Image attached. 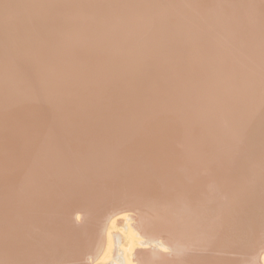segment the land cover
Instances as JSON below:
<instances>
[{
  "label": "bare ground",
  "instance_id": "1",
  "mask_svg": "<svg viewBox=\"0 0 264 264\" xmlns=\"http://www.w3.org/2000/svg\"><path fill=\"white\" fill-rule=\"evenodd\" d=\"M233 1L0 0V105L8 110L5 116L0 108V264H74L77 259L76 264H118L122 220L131 239L139 237L138 245L150 247L143 257L132 252L136 264H264V229L259 233L258 224L247 229L253 219L264 221V173L231 179L226 174L231 166L224 169L229 159L223 158L238 154L239 145L245 156L264 145V79L255 93L251 87L258 82L251 83L255 78L247 71L257 54L255 63L260 60L264 68V12L247 15L255 1L264 5V0H250V6L235 11L228 8ZM58 8L70 11L63 18L65 31L43 23V15ZM224 17H232L230 29L237 31L229 38ZM174 22L186 32L179 39L186 45L182 51L169 40L178 31L171 28ZM95 42L128 53L120 61L130 67L128 87L111 88L105 72L110 61L93 50ZM255 42L261 44L253 48L255 55L235 52ZM213 45L217 55L207 57L204 51ZM236 53L249 63H238L239 72L235 62L231 69L225 65L228 71L235 66L233 79L217 61L229 64ZM116 68L111 75H117ZM10 75L21 79L13 92ZM197 93L203 101L194 98ZM51 96L61 97L64 118L56 115L61 121L54 116L61 112L60 101ZM23 107L41 114L34 113V123L27 124L33 135L19 127L20 114L5 124ZM64 138L72 141L69 148L62 146ZM33 151L39 152L36 158L23 155ZM218 157L225 159L223 165ZM234 159L235 166L239 160ZM257 161L264 167V156ZM179 204L186 206L179 211ZM72 210L77 216L69 219ZM125 210L135 214L111 222ZM182 242L196 253L175 254Z\"/></svg>",
  "mask_w": 264,
  "mask_h": 264
},
{
  "label": "rangeland",
  "instance_id": "2",
  "mask_svg": "<svg viewBox=\"0 0 264 264\" xmlns=\"http://www.w3.org/2000/svg\"><path fill=\"white\" fill-rule=\"evenodd\" d=\"M76 1H80V0H76ZM234 2V6H232V7H228V8H233V10L235 11V10H238L237 8H240L241 7V9H242V7H245V5L247 4V3H249L250 2V0H234L233 1ZM216 6V5H215ZM249 6H250V3H249ZM205 9V8H204ZM222 10V9H221ZM250 10H251V13L250 12H247V15H257L258 14V12H260V11H262V12H264V5H261V4H259V2H257V1H255V7L253 8V9H251L250 8ZM130 12H135L136 11V9L135 10H129ZM204 12H202V13H204V16L206 15V11L205 10H203ZM128 12V11H127ZM67 13H70V11H61L60 12V8H58V9H56V11H52V13H51V15L49 14V15H43V18H44V24H46V23H49V26L50 27H52L53 26V30H55V29H64V31L65 30H67L69 27H68V25H66V23H63V18L66 16V14ZM198 14V13H197ZM89 15H91V13L89 14ZM129 16V15H128ZM199 16V17H198ZM202 14L200 15V14H198L197 15V17L198 18H201V20H202V18L204 17ZM207 16V15H206ZM177 21H179V20H177ZM221 21L222 22H225V26H226V31H227V34H225V36H228V38L230 37V34H234V33H236L237 31H235V29H230V25L234 22V20L232 19V17H224V19H221ZM57 22H59L60 24L59 25H56V27H54L55 26V24L57 23ZM62 22V23H61ZM177 23L178 22H174V25H171L172 27L171 28H173L174 30H178L177 29ZM176 24V25H175ZM230 24V25H229ZM253 24V23H252ZM94 25V23H92V22H90V26H93ZM130 24H128V26H129ZM232 27V26H231ZM52 29H51V31H48L49 33H51L52 32ZM47 34V33H46ZM186 34V32L185 31H181V30H178L177 32H174V33H172V35L170 36V38H169V40H171L172 42H174L175 41V46H176V44H179V45H177V47H181L180 48V50L182 51V49H184V48H182V47H185V46H183V44H180L179 42H182V41H180L179 39H181L182 40V38L184 37V35ZM73 37H71V40H70V42H71V44H74V41H75V44H77L78 45V39H77V37H74L73 39H72ZM208 38L209 39H211L212 37H210V36H208ZM78 40V41H77ZM65 41H67V40H65ZM72 41H73V43H72ZM76 41L78 42V43H76ZM178 41V43H176ZM69 42V43H70ZM89 43H92V42H89ZM226 43V42H225ZM74 44V45H75ZM86 44H88V43H84V47L86 46ZM97 44H98V42H95V44H94V46H93V50L94 51H96L97 53H98V55H104V56H107L108 57V59H109V61L110 62H108L107 64H108V67H107V70L105 71L106 72V80L107 81H110V84H111V88L113 89L118 83H120V84H122L123 83V86H126V87H128L127 85H128V81H127V79H128V76H127V73L128 72H130V67H129V64H125V65H123L120 61L122 60V59H126V55L128 54L127 52H125V55L123 54V55H121L120 54V51H123V49H120L119 48V46L118 45H116V46H112V47H110V48H108V47H106V48H104L103 46L100 48V47H98L97 46ZM77 45H75V46H77ZM89 45H91L92 46V44H88V46ZM217 45V44H216ZM221 45H223V47H225V45H224V43H222ZM260 43L259 42H255L254 44H251V45H248V46H245L246 48H248L247 50H245L246 48L243 46V49H241L242 48V46H240V49L239 50H235V52H238V51H240V54L242 55V53H244L245 55H247V56H245L246 58L248 57H251L250 55V53H252V56L253 55H255V50L254 49H258L259 47H260ZM79 46V45H78ZM217 46H219V47H222V46H220V44H218ZM87 47V46H86ZM214 47H215V45H213L212 46V48L210 47V48H207L206 49V51H204V53H205V55H207V57H210L212 54H213V51H214ZM216 48V47H215ZM254 48V49H253ZM237 49V48H236ZM179 50V51H180ZM242 50H245V52H250V53H245L244 51H242ZM203 51V50H202ZM180 53H183V52H179V54ZM198 55H197V57H199L200 58V56H201V53H197ZM257 54V53H256ZM66 55V54H65ZM98 55H97V57H98ZM214 55H217V54H215L214 53ZM214 55H212V56H214ZM236 55H237V58L235 59V58H232L231 60H229V64H227L228 63V61L226 60V59H223V58H218L219 60L217 61V63L218 62H220L221 64H223V65H221V64H218V66H223V69H225L226 67H225V65L227 66V67H229L230 66V64H232L231 65V67H233V65H234V63H232V62H235V65L239 68V66H238V63H239V65H240V67L244 64V63H249V59H245V57H244V59H245V61H248V62H245L244 61V59H240L239 60V58H238V55H239V53H236ZM235 55V56H236ZM241 55H239V57L241 56ZM60 56H64V54H61ZM65 57V56H64ZM151 57V56H150ZM206 57V58H207ZM221 57H223V56H221ZM254 57V56H253ZM251 58L250 60H252V61H250L251 63H249V65L251 64L252 65V62H253V64H255L254 65V68H252L253 70H256V71H253L252 69L251 70H247L248 71V73H249V75H248V77L249 76H251L250 78H252V79H254L253 81H251V83H253L255 86H253L252 85V87H251V89H256V90H258V91H256V92H259V89H260V87H259V89H258V87L257 86H260L261 85V83H262V80L264 79V78H262V77H264V76H262L263 74H264V68H262V64L260 63V62H258V61H260V60H258L257 61V65H256V63H255V61H256V59H257V57H258V54H257V56L255 55V58ZM242 58V57H241ZM196 59V58H195ZM208 59V58H207ZM223 59V60H222ZM239 61H238V60ZM253 59H255V60H253ZM259 59V58H258ZM23 60H24V58H23ZM222 61V62H221ZM19 62V61H18ZM18 62H16V64L18 63ZM223 62H225V64L223 63ZM227 62V63H226ZM212 64H216V62L215 63H212ZM229 65V66H228ZM17 66V65H16ZM257 66L258 67H260V69L259 68H257ZM18 67H20V65L18 64ZM115 67H117L116 69H117V75H111L112 74V72H113V68H115ZM231 67H229V69H231ZM253 67V66H252ZM228 68H226V71L228 72V73H230L229 71H232L233 73H231V74H234V73H237V71L239 72V70L241 69V68H239L238 70H237V68H236V72H234V70L233 69H235V66H234V68H232V70H227ZM250 71H253V73L252 72H250ZM254 72H255V74H254ZM230 74V76H231V78H232V76H234L233 77V79L236 77V75L237 74H234V75H231ZM254 75V76H253ZM11 76H12V78H11ZM211 76V75H210ZM230 76H229V74H228V78H230ZM10 78L11 79H9V81H11V85L12 86H10V88H11V90H12V92H13V84L14 83H18V82H20V80L19 81H17V79H15V77L13 76V75H10ZM210 79H214V78H211L210 77ZM209 79V80H210ZM245 79H247V78H245ZM230 80V79H229ZM256 80V81H255ZM258 80V81H257ZM259 80H260V82H259ZM67 81H68V79H67ZM254 81L256 82V83H254ZM69 82V81H68ZM16 83V84H17ZM263 83H264V81H263ZM15 84V85H16ZM21 84V83H20ZM1 86L3 85V82L0 84ZM255 87H257V88H255ZM21 90H26V86H22V87H19ZM253 89V90H254ZM254 92H255V90H254ZM255 92V93H256ZM111 95H113V94H111ZM54 96V95H53ZM53 96H51L52 98H53ZM58 96V94L57 95H55L54 96V98L55 97H57ZM47 97H49V96H47ZM50 97V98H51ZM111 96H110V93H109V91H108V98H110ZM200 97V98H199ZM53 98V99H54ZM105 98H106V101H107V94H106V96H105ZM194 98L195 99H201L200 101H203L204 99H202V98H205L204 96H200V94L199 93H197L195 96H194ZM44 99V102L47 100L48 102H52L51 100H53V99H47L46 97L45 98H43ZM56 99V98H55ZM54 99V102H58L59 103V101H60V103H61V97L59 96L58 97V99L57 100H55ZM47 101H46V103H47ZM43 102V100H41V103ZM44 102L42 103V104H44ZM59 103V104H60ZM57 104V103H56ZM57 105V106H60V110L62 109V106H63V104L61 103V105ZM251 104H252V101H251ZM65 105V104H64ZM67 105H68V103H67ZM249 106H251V107H253V105H250V104H248ZM0 108H4V112L6 113V112H8V110H7V108L5 107V106H2V105H0ZM64 110H65V107H64ZM231 111H233V112H235V110H234V108L233 109H230ZM0 111L1 112H3V109H0ZM238 110H236V112H237ZM0 112V113H1ZM58 113H56L54 116L56 117V119H55V121H58V119H60L59 121H61V119L62 118H60V117H58L60 114V116L61 117H63L64 118V115H62L63 114V111L61 110V112L60 111H57ZM60 112V113H59ZM235 112V113H236ZM4 113V114H5ZM10 113V112H9ZM35 113V117H36V115L38 116H40L41 114L40 113H37L36 114V112H34ZM34 113L31 115L30 113H29V110L28 111H25V109H24V107L21 109V110H19V111H16L13 115H11V117H9V118H7L6 120H5V124L7 125V124H11V123H13V121L16 119L15 118V115H17L18 116V114H20V118L19 119H21V123H19L20 124V126L19 127H21V128H23V126L26 128V129H28L27 130V132H29V133H31V130L33 131L34 129H33V126H31V125H27L28 123L30 124L31 123V121H33V123H34ZM3 114V113H2ZM59 114V115H58ZM7 115V113L5 114V116ZM44 115L46 116V114L44 113ZM56 115H58V116H56ZM1 116V115H0ZM4 116V115H3ZM43 116V115H42ZM43 118L44 117H42V120H43ZM41 119V118H40ZM63 120V119H62ZM0 121H2V120H0ZM18 121V120H17ZM16 121V122H17ZM264 121V120H263ZM16 122H14V123H16ZM264 123V122H263ZM260 124H256V127L258 126V127H260L259 126ZM10 127V126H9ZM19 127H17V128H15V129H17L18 130V128ZM218 127V129H219V126H217ZM257 127V128H258ZM34 128H35V126H34ZM251 128V127H250ZM249 128V129H250ZM4 130V127L3 126H1V128H0V133ZM35 131V130H34ZM250 131H252V130H250ZM243 133H245V132H243ZM246 133H247V130H246ZM32 134V133H31ZM33 135V134H32ZM31 135V136H32ZM174 135H175V137H176V133H174ZM248 135V134H247ZM30 136V135H29ZM33 139V138H32ZM71 139L73 140V137L71 136ZM215 139H217L216 137H215ZM1 141H3V138H1L0 139ZM179 140V139H178ZM213 140H214V137H213ZM64 142H66V144L64 143ZM69 142H72L71 140H67L66 138H64V141H63V143H64V145H62V146H65V145H67ZM73 142H74V140H73ZM161 142L164 144H168L167 142H165L164 140H161ZM62 143V144H63ZM231 143V142H230ZM234 143V145L236 144V142H232V144ZM40 144V143H39ZM44 144V143H43ZM42 144V145H43ZM39 145V146H41V147H38V150H42V148H43V146H45V145ZM48 145V144H47ZM237 145H239V143H237ZM256 145V144H255ZM219 146H222V144H220ZM229 146H230V144H229ZM231 146H233V145H231ZM240 146V147H239ZM238 147H239V149L242 147L241 145H239ZM260 146V148L262 149V147L264 148V145H262V144H260L259 145ZM11 147H12V149H13V147L15 148V142H13V143H11ZM256 147V146H255ZM37 148V147H36ZM36 148L34 149V151L36 150ZM48 148H51L52 149V146H50V147H48ZM66 148H69V145H67V147L65 146L64 147V149H66ZM237 148V147H236ZM235 148V149H236ZM243 148L244 147H242V155L240 154V157L242 156V159L239 157V159H237L236 157H238L239 155V149H237L238 150V154H236V155H234V157H233V155L232 156H230V157H225V155H223L224 157L223 158H225V159H229V161L227 160V161H225V164H226V166L224 167V169L228 166H231V168H235V169H237V170H233V169H231V168H228V169H231L230 170V172H228L229 170L227 169V172H226V174H227V176H229V178H233L234 176L235 177H239V175H240V177H241V175H242V178H246V180H248V179H251V176H253L254 174H258V175H260V174H262V173H264V170H263V168L264 167H262V165H260V163H258V161L257 160H259L260 161V159H261V157L262 156H264V154L262 153V152H264V149H260V148H258L259 149V153H262V154H259V153H256L258 150L256 149V148H254V146L252 145V147L250 148L249 147V150L251 149V152H253L252 151V148H254L255 149V154H256V156L255 155H252L253 153H249V152H247V155L248 154H250V155H248V157H247V155L245 156V154L246 153H244V151H243ZM32 149V148H31ZM43 149H45V148H43ZM253 149V150H254ZM33 150V149H32ZM244 150H246V149H244ZM248 150V151H249ZM18 150H16L15 149V155H17V154H19V152L20 151H18ZM33 151V153L31 154L30 152L29 153H26V154H23V155H25V157H27L28 156V158L31 160V155H32V158H36L35 156L39 153H37V152H34ZM66 152H68L69 150H65ZM260 151H262V152H260ZM236 152V151H235ZM244 153V154H243ZM34 154H36V155H34ZM259 154V155H258ZM15 155H14V157H15ZM262 155V156H261ZM18 156V155H17ZM30 156V157H29ZM222 156V155H221ZM245 156V157H244ZM250 156H253V157H251V159H250ZM1 157V156H0ZM231 157H233V158H231ZM254 157H257V158H255V159H253ZM220 158V159H219ZM222 157H218V159H219V161L220 160H223V161H221L220 162V165H223L224 164V160L225 159H223ZM236 160H235V159ZM230 159H231V162H230ZM232 159H234L235 161H237V160H239V161H237V162H235V166L233 165L234 164V161L232 160ZM257 159V160H256ZM2 160V158L0 159V161ZM25 161L27 164H29L31 161ZM33 160V159H32ZM255 161H256V163H255ZM228 162V163H227ZM230 162V163H229ZM249 163H251L250 165H253V164H256V165H254V166H252L254 169H252L251 168V166H249ZM217 164V163H216ZM228 164H230V165H228ZM233 165V167H232V165ZM242 166V168H239V166L240 165ZM238 165V166H237ZM213 167H214V165H212ZM215 166H218V165H215ZM211 167V166H210ZM209 167V168H210ZM250 169H249V168ZM28 168V167H27ZM239 168V169H238ZM248 170H247V169ZM233 174H232V173ZM235 172V173H234ZM249 172H252V173H249ZM119 176H122L121 174H122V170H120L119 171ZM231 174L233 175V176H231ZM239 174V175H238ZM251 174V175H250ZM212 182H213V184H212ZM246 182V181H245ZM209 184L211 185V186H209L208 188H212L213 186L212 185H214V181L212 180V178H210V182H209ZM20 188V187H19ZM184 200V202L186 203V201L188 202V200L187 199H183ZM186 200V201H185ZM186 205H187V203H186ZM185 204H179V207H178V210L180 211V210H183L184 209V206H186ZM188 206V205H187ZM130 210H125V211H122L120 214H117V215H114V216H112V217H110V218H112L111 219V222H113V221H115L116 220V222L117 223H120L121 221H120V219L121 218H123V217H129L130 219H131V214L133 213V214H135V211L134 212H132V211H130ZM68 215H69V219H74L76 216H77V213H76V210H72L70 213H68ZM70 215H71V218H70ZM78 216H79V220H78V222H82L81 221V217L83 216V213H79L78 214ZM60 219V218H59ZM55 220H57V219H55ZM122 220V219H121ZM251 220H252V218H251ZM259 220V219H258ZM257 219H253L252 221H251V223L249 224V226L247 227V229L248 230H251L253 227H255V229H257L256 228V225H257V227H259L257 230L259 231V233H260V231H262V229H264V221L262 220V224H261V222L260 221H258ZM120 221V222H119ZM132 221H135L134 220V218H132ZM253 221H254V223H253ZM75 222V221H74ZM107 222H109V221H107ZM259 222V223H258ZM123 220H122V222L119 224V226H118V232H117V234H119L120 236H119V239H120V245H123V246H120L121 248H122V252H121V256H119V258H118V264L121 262V260L122 259H124L125 260V263H124V260H123V262L122 263H124V264H126V263H128V261L130 262V263H132V264H136V262H134V257L135 256H133L132 257V255L131 254H134V253H132V252H136L137 250H139V252L141 253V257H143L144 256V253H146V254H148L145 250H143V249H148V248H150L148 245L146 246V245H143V246H141L140 244V246L138 245V243H136V242H138L139 241V237L137 238H135L134 239V236H133V239H134V241H133V239H131L130 238V236L131 235H127L128 234V230H126L125 231V227H123ZM262 225V226H259V225ZM251 227V228H250ZM260 227H261V229H260ZM263 227V228H262ZM106 228V227H105ZM124 228V229H123ZM246 227L244 226V228L243 229H245ZM73 229H71V231H72ZM120 230V231H119ZM125 231V233H123ZM106 231L105 230H103L102 231V235H104L105 236V233ZM127 233V234H126ZM125 234H126V237H125ZM123 237H122V236ZM121 237H122V239H121ZM129 238V239H128ZM136 239H138V241H136ZM142 239V242H144L145 241V238H141ZM184 239H187V238H184ZM239 240V239H238ZM133 241V242H132ZM191 241V240H190ZM136 246H135V245ZM183 246H185L186 247V244L185 243H183L182 242V244L181 243H179V245H178V247L174 250L175 251V254H177V253H180V252H182V251H186V253L187 252H190V254H187V256L189 255V256H192L193 254H195L196 252H191L189 249H188V247H184L183 248ZM217 246H220V245H217ZM133 247V248H132ZM130 248H132V251H131V253L129 252V249ZM141 250H140V249ZM65 250L66 249H68V251L67 252H71V249H69V247H67V246H65V248H64ZM216 249H218V247H216ZM126 251V252H125ZM143 251V252H142ZM203 250H202V248L201 249H199L198 250V252H202ZM138 252V256H139V253ZM204 252H206V250H204ZM123 253V254H122ZM143 253V254H142ZM130 256H129V255ZM136 255H137V253H135ZM134 254V255H135ZM150 254V253H149ZM148 254V255H149ZM166 255H167V253H165ZM174 254V255H175ZM169 255V254H168ZM196 255H198V253L196 254ZM196 255H194V256H196ZM146 256V255H145ZM126 257H129V260L126 258ZM131 258V259H130ZM146 258H148V256H146V257H144V260L146 259ZM120 259V260H119ZM244 258H242V260H243ZM89 260V259H88ZM133 262H132V261ZM149 259H147V261H148ZM75 261V260H74ZM77 261H78V259H77ZM76 261V262H77ZM76 262L74 263V264H76ZM78 263H81V261H78ZM130 263H128V264H130ZM33 264H36V263H33ZM49 264H51V263H49ZM55 264H65V262H56Z\"/></svg>",
  "mask_w": 264,
  "mask_h": 264
},
{
  "label": "water",
  "instance_id": "3",
  "mask_svg": "<svg viewBox=\"0 0 264 264\" xmlns=\"http://www.w3.org/2000/svg\"><path fill=\"white\" fill-rule=\"evenodd\" d=\"M120 213H121V212H120ZM120 213H117V214H120ZM81 221H82L81 223H83V216L81 217Z\"/></svg>",
  "mask_w": 264,
  "mask_h": 264
}]
</instances>
